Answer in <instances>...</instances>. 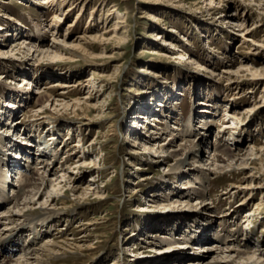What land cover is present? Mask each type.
Here are the masks:
<instances>
[{"label":"rangeland","instance_id":"1","mask_svg":"<svg viewBox=\"0 0 264 264\" xmlns=\"http://www.w3.org/2000/svg\"><path fill=\"white\" fill-rule=\"evenodd\" d=\"M83 1L68 13L73 5L69 0H56L57 4L43 3L44 0H0V105L10 97L15 99L18 106L23 104V107L19 106L18 114L21 113L24 121L22 127L26 124L27 133L34 136L31 143L35 141L34 144H38L35 152L48 148L42 147V144L51 146L48 159L56 160V164L73 154L71 150L83 149L89 153L81 171L76 169L78 165L74 167L70 162L71 172L83 179L79 183L80 189L76 193L69 191L68 187L64 189L63 194L67 196L65 204L58 202L57 207L61 209L65 206L69 210L54 224L34 231L41 232L43 236L38 246L46 238L59 245L71 246L67 256L48 260L49 264H158L164 260L170 262L168 258H162L178 252L187 251L195 256L196 252L192 253L194 250H185L179 244L173 249H168V244L155 248L151 242L154 240L152 236L172 235L173 228L163 221L166 218L173 221L198 211L205 214L211 207L216 209L218 217L221 216L232 207V202L222 194L237 179L214 180V176H210L207 197L203 202L196 200L195 196L182 199L172 195V192H182V186L189 182H183L176 175L174 161L159 165L156 159H150V155H131L135 151L145 152L141 144L139 148L133 146L140 140L135 133L136 125L139 128L140 124L131 122L138 117L142 120L144 113L141 111L155 106L156 110L162 111L153 114L159 117L165 114L164 120L169 114L171 120L168 127L175 126L182 130L189 126L188 121L200 125L194 119V112L198 107L201 111L206 109L210 111L205 114L206 120L213 125L207 137V146H210L216 140V133L227 127L225 122L229 120L227 114L232 113V107H235L234 111L242 113L258 103L263 106L262 111L259 117L254 116L252 127L243 135L249 137V146L264 149V80L260 79V84L253 89L250 84L256 81L255 74L249 71L242 73L241 82L246 83V90L241 94L236 89L230 90L221 77L225 71L236 69L239 65L264 70V4L262 6L252 0H231L215 12H209L207 0ZM103 1L107 2L104 6L101 4ZM237 4L241 5L240 12L246 11L245 15L251 19L245 26L249 28L255 23L253 32L259 45L257 47L247 42L250 37L240 35V27L227 20L235 13ZM60 5L62 10H58ZM224 12L229 13L225 15ZM56 14L65 17L61 22L60 34L53 33L50 28ZM117 22L124 28L116 32V37L112 32L106 34V31L113 30ZM83 36H90L89 40L86 38L88 43L75 41V37ZM19 39L26 40L28 47H34L32 55L20 52L9 54L13 41ZM57 42L67 48V52H63L65 59L61 56L62 59L42 57L41 60L33 54L36 48ZM79 42L81 48L76 47ZM154 50L160 55L153 53ZM23 70L27 79L32 80V91L35 92L48 89L54 81L65 79L71 82L73 88L68 90L66 98H62L68 103L74 99L80 100V108L77 106L75 110L72 107L66 110L61 106L57 112L54 111L58 114L53 113L52 119H39V115H43L41 113L52 108L40 112L32 97L20 101L19 92L14 89L25 91L28 86H21ZM90 77L95 78L92 87L85 82ZM80 82L85 86L84 90L77 86ZM55 88L48 92L57 96ZM90 94L95 99L90 101L92 108L88 109L85 96ZM8 102L15 104L11 99ZM32 109L33 112H30ZM46 113L52 114L50 111ZM4 114L7 123L11 113ZM4 114L1 113L0 120ZM84 116L89 119H85L88 124L85 126L78 119ZM146 120L145 117L143 121ZM164 126L160 131L169 130L167 125ZM111 128L116 132H110ZM109 132L113 135H107ZM238 135L242 136L241 133ZM148 136L142 137L150 138ZM67 137L69 139L66 141ZM231 137L234 140L236 135ZM0 139L6 141L5 137L0 136ZM79 139L83 144L75 145L80 142ZM231 140L227 138L230 145ZM146 146L150 147L148 144ZM203 151L202 160L209 153L207 147ZM257 175L262 182L256 181L259 183L256 184L262 188L252 195L248 207L250 212L258 210L257 217L248 224V221L244 222V213H239L229 230L245 229L259 241L264 238V169L260 168ZM89 182L92 186L86 190ZM194 184V187L199 185L197 182ZM84 190L86 195H81ZM94 191H98L97 194ZM156 194L167 197L169 201L155 200ZM186 200L189 202L184 203ZM170 204L175 205L171 207ZM141 207L145 210L140 211ZM173 224L175 227L177 223ZM212 228H215L213 234L224 235L223 227H219L218 222L212 224ZM29 232L22 240L35 237H31L33 233ZM28 235L30 237H26ZM207 243L201 242L203 246ZM246 251H249L248 246ZM18 253L8 252L5 256L13 259ZM254 257L264 264V251H255ZM182 263L179 260L172 264Z\"/></svg>","mask_w":264,"mask_h":264},{"label":"bare ground","instance_id":"2","mask_svg":"<svg viewBox=\"0 0 264 264\" xmlns=\"http://www.w3.org/2000/svg\"><path fill=\"white\" fill-rule=\"evenodd\" d=\"M63 1L65 2V0ZM69 1L72 2L73 5L72 9L70 8L68 10V13L73 10L74 6H76L77 4H82L81 2H84L83 0ZM207 1L210 5L209 12H215L216 10L221 8V6L224 5L226 1L230 2L231 0ZM252 1H257V3H260V5L262 6L264 4L262 3L264 0ZM49 2L51 4H57L56 0H44L43 3ZM104 3L107 2H101L103 6ZM240 8L241 5L237 4L235 13L226 18L227 20H230V23H233L234 25L240 27V35L244 34L247 35V38L250 37L247 39V42H252V47L253 45L257 47L259 45L254 39L253 32L255 23L253 22V25L251 27L249 26V28L248 26L246 27V23L251 19H248V16L245 15L246 11L240 12ZM58 10H62L61 5L58 7ZM228 13L229 12H226L225 15H227ZM109 15L111 16L112 14ZM3 17L5 18V16ZM54 17H56V19H52V23H50V28H52L51 31H53V33L60 34L62 24L61 22L64 21L63 18L65 17L61 18L57 14ZM118 23L119 22H117V24L114 26L113 30H108L105 33L107 34L109 32H112V34H114L115 36L116 32L124 28V26H121ZM92 37L94 36H91V38ZM86 38L89 40L90 36L77 38L75 37V41L80 40L88 43V40ZM13 42L14 43L11 46L9 54H18L20 52L23 53V55H32L31 53L33 52L32 49L34 47H28V45L25 44L26 40L19 39ZM80 46L82 47L81 42L77 43L76 47ZM63 52L66 53L67 48H65V46L63 47L60 43L57 42L45 47H40L39 49L36 48L33 54L37 55L40 59L42 57L62 59L61 56H63V59H65V54H63ZM153 53L160 55V53H158L156 50H154ZM248 71L255 74L254 76L256 77V81L250 84L252 85V88L255 89V87L260 84L259 80H264V70H253L249 67H245V65H239L236 69H228L225 72L223 71L224 73L221 75V77L230 90L236 89L239 93L242 94V92L246 90V83L241 82L243 81L241 78V74ZM25 75L26 73L24 71V79H22L21 86H23L24 88L28 85L25 88V91L22 89L14 90H21V93L25 94L24 96L32 97V102L35 104L36 109L40 112H42L43 109H47L48 107L52 108L51 110L47 109L46 111H50L52 114L43 112L41 113L43 115H39V119H52L53 113L58 114L54 112H57L58 107L61 108L62 106V108L66 110H69V108L72 107L73 110H75V108L79 104H81L79 102L80 100L78 99H74L72 101V103L74 104L73 106L72 103L64 101L68 90L73 88L71 82L65 81V79L54 81L51 82L48 89L42 92H35L32 91V89L34 90V88H32V80H28ZM93 80H95V78L90 77L85 82L88 83L89 87H92L94 86ZM77 86L79 88L81 87V90H84L85 88V86H83L81 82L78 83ZM52 88H55L57 96H54L51 92H48V90ZM60 89L63 90L58 91ZM251 93L254 92H252L251 90ZM93 99L95 98L92 97L91 94L90 96H85V104L87 105L88 109L92 108L90 101ZM8 103L10 102H7V104ZM11 105L13 104L11 103ZM6 107L8 106L6 105ZM197 107L198 106H196V108ZM198 108L195 110L193 116L194 119L196 118L197 121L200 122V125L196 126L190 122L189 126L187 125L186 128H181L182 130H178L179 128L175 126L168 127L169 120H171V118L169 117V114H166V117L168 118L164 121L165 126L167 125V128H169V130H162V132L159 128V131H156L155 134H149L150 138L140 137V140L138 142H135L133 146L139 148V145L141 144L142 146H144L145 152L141 153L139 151V153H135V151L131 153V155H150V159H156L155 161H157L159 165L169 164L171 161H174V169L175 172L178 173L176 175H178L179 178L181 177L180 179L183 182H189L188 184L183 183L184 186H182L181 188L182 192L177 194H173V192L171 193L172 195L179 196L182 199L183 197L191 196L192 198L193 196H195L196 200L198 199L200 202H203L207 197V181L209 180V178L211 179L210 176H214V180H223L227 178L237 179L235 183L227 186L228 189L226 188L224 190V193L222 194L225 198L232 202V207L225 213L223 212L219 217L216 215V209H212L211 207L206 210L207 212L205 214L198 211V213L196 214H190L189 217H180L173 221L167 218L163 220L167 223L166 226L173 228V233H170L172 234L170 236L165 235L158 238L156 236H152L154 240L151 242L155 245V248L156 246L162 244H168V249H173L174 247H178L179 245H181V247L183 248L188 247V239L192 238L193 236L189 235L188 232L192 231V228L190 227H193V225L195 224L197 228V230L193 229L195 233H200L199 235H203L202 237L198 236V238H201V242L208 243L205 246H200L199 250L195 249L197 248L196 246H191L190 248L198 251L196 252L195 256L189 255L187 251L178 252L173 256L170 255L162 258V260L168 258L170 262L164 260L160 261V263L158 264H172L175 261L177 262L179 260H182V264H262L261 262L256 261L254 252L264 251L262 249L264 242H260L262 240L264 241V238L257 241L256 238H253L251 234H249V232L245 231V229L241 231V228H237L236 230L232 231L229 230V226L233 224L232 222L236 220L237 216H239V213H244V222L248 221V224L253 222V219L257 217L258 210L255 209V211L252 210L250 212L248 211V207L250 206V203L252 201V195L256 193V190H260L262 188V186L257 185L259 183L256 181L262 182L257 173L259 172L260 168L264 169V149H256L255 147L249 146V137L243 134L245 133L244 131H249V127H252L251 125L255 121L253 119L254 116L257 115L259 117L263 106L256 103L252 108H249V110L243 111L242 113L234 111L235 107H232V113L228 112L227 114L229 118V120L225 122L227 124V127L219 130L218 133H216V140L210 146L209 144L207 146V137L209 136L208 134L212 132L210 130L212 129L213 125L209 120H206L208 118L205 116V114L209 113L210 111H205L206 109H202L201 111L198 110ZM151 109L152 107L150 108V110ZM153 109L154 111H156L155 106ZM227 110L228 109H226L225 111ZM30 112H33V109L30 110ZM46 114H50V116ZM78 119L80 120L79 123L83 124L84 126L88 125L85 122V119H88L87 117H79ZM157 119L159 120V118ZM203 120L204 123H201ZM8 121L7 123H0V136L5 137L7 142L11 141V144L18 142L21 143L22 140L31 143V139L33 136H30L29 134L26 135V133L24 132L23 133L25 134V136H23L22 131L19 132V128H22V124L18 125L17 120H15L12 124V120ZM232 129L235 131H232ZM110 132L114 133L116 132V129L113 130V128H111ZM110 132L107 133V135L112 136L113 134H111ZM228 132L230 133L228 134ZM239 133H241L242 136H239ZM226 134H228V137L226 136ZM232 135H236V138L234 140L233 137H231ZM227 138L229 140L232 138V140L229 141L232 143V145L228 144ZM68 139L69 137L66 138V141ZM0 142L3 143L4 140L0 139ZM81 144H83L81 143V141L75 143V145L78 146ZM146 144H148V146L150 147H147ZM4 146H6V144L0 147V157L4 155V152L6 150L4 149ZM206 147L209 150V153L208 156L204 157V159L202 160V154L204 152L203 149L205 150ZM30 148H32V146ZM37 152H39L40 154H37L36 158H38V161L36 167L34 169L32 168L31 175L16 176V180L18 179L17 182H19V185H15L16 187L11 186V190L16 192L15 198L13 202L7 206V209L0 210V264H49L48 260H56L57 258H64L65 256H67V253L69 251L68 249L71 248L70 245H63L62 243V245H59L58 242H54V240H51L50 238H46V241L39 246L37 237H33L34 239L32 238L28 240L22 239L30 229L35 230L39 229V227L44 228L46 225L54 224L59 220V218L64 217V212L66 213V210L69 209L65 208V206L61 207V209H58L57 207L59 205H57L58 202L60 203L61 201H63L62 203L65 204V198L67 196L66 194H63L64 189L68 187L69 191L76 193L80 189L79 183L83 180L82 178L76 176L73 172H71V164L73 163L74 167L75 165H78L76 169L81 171L83 169L84 163H86L85 158L89 156V153L83 149L74 151L71 150L70 152H73V154L67 156H65V154V160L60 161V163L58 162V164H56V160L52 161L48 159L49 156L47 149L44 151L40 149L37 150ZM231 152L233 154H231ZM6 175V172H4L0 166V185L3 188H7L9 190L10 185H8V179H13V177L5 179ZM193 181L199 183L198 187H194L195 184ZM91 186L92 185L89 182L86 190H89V187ZM86 190L82 191L80 194L86 195ZM97 192L98 191H94V194H97ZM138 192L139 191H137L136 193ZM155 197V200L158 199L161 201H169V199L165 196L163 197V195L156 194ZM188 202L189 201L187 200L184 201V203ZM206 204H208V202H206ZM173 205L170 204L169 206L173 207ZM142 209L145 210L144 207H141L140 211ZM216 222H218L219 227H223L224 235H219L218 233H216L212 234L211 236H205L202 232L209 231L212 228V224ZM173 223H177L175 227L172 226L174 225ZM89 225L92 224H88V226ZM224 236L228 238H225L228 243L225 241ZM255 240L257 243L254 242ZM201 242H199L200 245H202ZM247 246L249 247V251H246ZM185 250L187 249L185 248ZM15 251L19 252L18 255L15 256V258L9 259L7 256H5L8 252L12 253ZM167 251L170 252L169 250Z\"/></svg>","mask_w":264,"mask_h":264}]
</instances>
